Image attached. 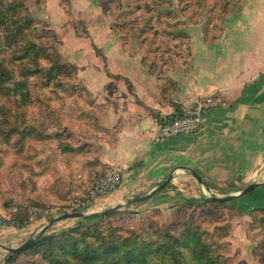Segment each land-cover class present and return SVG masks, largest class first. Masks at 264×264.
Listing matches in <instances>:
<instances>
[{"label": "rangeland", "instance_id": "obj_1", "mask_svg": "<svg viewBox=\"0 0 264 264\" xmlns=\"http://www.w3.org/2000/svg\"><path fill=\"white\" fill-rule=\"evenodd\" d=\"M23 2L21 14L30 21L24 26L28 28L25 40L43 50L40 57L35 50L30 52L27 60L31 61L36 54L38 64L46 69L38 71L33 64V74L27 75L6 51L2 53L5 66L12 70L11 78L1 77L6 79V86L0 88V246L9 248L21 246L42 228L48 237L76 228V219L49 223L63 214L76 212L73 205L86 199L91 187L109 168L99 166L93 155H88L92 147L87 152L88 147L76 138L84 135L86 129L97 132L95 118L104 113L96 103L97 97L84 84L83 73L93 68L97 79L103 76L104 60L91 57V38L98 41L116 37L122 42L123 51L119 53L123 58L138 55L141 63L152 70H169L190 61L192 39L201 44L203 38L208 43L224 35L247 36L264 21V0ZM123 61L110 59V65L126 68ZM55 63L58 68L49 73L47 69ZM103 69L106 75L110 74L105 65ZM19 84L23 91L16 90ZM105 87L100 83L97 88L100 97ZM22 93L26 98H22ZM188 175L191 185L185 181L180 186L188 200L172 210L151 208L146 201L125 203L105 219L93 218L83 223L103 230L106 237L133 233L149 237L157 245L165 241L162 235L167 230L191 231L211 244L226 264H264V211L246 212L231 202H213L212 197L224 198L238 190L229 192L204 180L207 190ZM193 194L198 197L194 199ZM34 208L41 210L36 219L44 220L32 236L23 239L19 230L33 223L28 218ZM77 212L99 211L92 205ZM12 222L26 224L17 227ZM35 242L16 255L0 248V254L5 256L0 264H74L64 255L55 254L47 244Z\"/></svg>", "mask_w": 264, "mask_h": 264}, {"label": "crops", "instance_id": "obj_2", "mask_svg": "<svg viewBox=\"0 0 264 264\" xmlns=\"http://www.w3.org/2000/svg\"><path fill=\"white\" fill-rule=\"evenodd\" d=\"M90 42L95 48L91 57L104 60L103 76L97 79L93 68L83 73L84 84L104 113L95 118L97 132L86 129L75 137L88 147L87 152L92 147L88 155L99 166L118 168L123 176L116 192L93 204L96 211L145 196L167 178L168 185L145 204L172 210L188 200L180 186L185 181L191 185V170L229 192L260 185L231 203L246 212L264 211V21L247 36L224 35L208 43L203 38L201 44L192 39L190 61L169 70H152L138 55L126 57L122 52L123 58L122 42L116 37ZM107 42L112 47L103 45ZM115 53L119 56L112 57ZM116 58L124 59L122 65L127 67L110 65V59ZM100 83L106 86L103 97L97 89ZM205 97H212L213 104L199 133L157 139L159 119H169ZM43 220L22 227V238L32 236ZM4 258L0 254V260Z\"/></svg>", "mask_w": 264, "mask_h": 264}, {"label": "trees", "instance_id": "obj_3", "mask_svg": "<svg viewBox=\"0 0 264 264\" xmlns=\"http://www.w3.org/2000/svg\"><path fill=\"white\" fill-rule=\"evenodd\" d=\"M23 4V0H0L1 89L6 86V79L2 80L1 77L11 78L12 76V70L4 64L2 56L4 51L7 52L10 59L17 66L22 67V71L27 75L33 74L30 72L33 64L38 66V71L46 69L38 64L39 60L36 56L37 54L40 57L43 50L36 48L35 44L25 40L26 34L24 33L28 28L24 26L29 24L30 21L21 14ZM19 24H22V26H19ZM23 29L24 32H21ZM34 50L36 54L33 55L31 62L27 59L30 57V52L33 53ZM57 68L58 65L55 63L47 71L50 73ZM22 88L23 86L19 84L16 90L20 91ZM21 96L26 98L23 93ZM181 114L182 112H179L175 115ZM158 123H161L160 119ZM129 204L133 203L129 202ZM107 216L95 220L105 219ZM83 222L85 223L87 220H79V225L76 228L70 229L60 236L48 237L44 233L35 243L47 244L55 254L64 255L66 260L68 258L74 264H226L222 257L211 247V244H206L201 236L191 231L178 233L167 230L162 235L165 241L157 245L149 237L133 233L119 235V238L106 237L103 230L98 227L87 226ZM21 226L20 223L18 227ZM19 253L21 252L16 254Z\"/></svg>", "mask_w": 264, "mask_h": 264}, {"label": "built area", "instance_id": "obj_4", "mask_svg": "<svg viewBox=\"0 0 264 264\" xmlns=\"http://www.w3.org/2000/svg\"><path fill=\"white\" fill-rule=\"evenodd\" d=\"M217 103L221 106H225L220 99L217 100ZM212 104L213 98L205 97L194 106L185 109L181 115H173L172 117H169V119L161 120L158 127L157 139L166 140L180 135L199 133L203 126V116ZM122 179V172L118 168H107L91 187L86 199L84 201H78L73 205V211H83L86 208H90L98 200L104 199L113 194L120 188ZM13 211H15V209ZM39 214H41L40 209H32L29 212L28 220L33 222ZM20 223L21 222H12V224L17 227ZM24 223L26 224V222L21 224Z\"/></svg>", "mask_w": 264, "mask_h": 264}, {"label": "water", "instance_id": "obj_5", "mask_svg": "<svg viewBox=\"0 0 264 264\" xmlns=\"http://www.w3.org/2000/svg\"><path fill=\"white\" fill-rule=\"evenodd\" d=\"M264 127V126H263ZM264 129V128H263ZM190 174L195 178V180L201 184L204 185L206 187V189L208 190V187L206 186L204 180L201 178V176L196 172L191 170ZM170 182V178H167L162 184L161 186H159L158 188L154 189L152 192H150L149 194L136 198L134 200H132V203H141L144 202L148 199H150L153 195H155L156 193L160 192L162 189H164L168 183ZM260 185L258 184H251L248 185L246 187H244L243 189L238 190L235 194L224 197V198H218V197H212L211 200L213 202H217V203H228L231 202L233 200H235L238 197L244 196L246 194H249L250 192H252L254 189L258 188ZM120 207L122 206H116L113 208H109L97 213H91V214H85V213H81V212H73L70 214H63L62 216L52 220L49 225H53L57 222L63 221V220H67V219H76V220H88V219H93V218H99V217H103V216H107L110 214H113L114 212L118 211L120 209ZM45 228H42L37 235L28 238L21 246L17 247V248H9V247H4V246H0V248L4 251H6L8 254L13 255L16 254L18 252H22L25 249H27L28 247H30L37 239H39L44 233H45Z\"/></svg>", "mask_w": 264, "mask_h": 264}]
</instances>
